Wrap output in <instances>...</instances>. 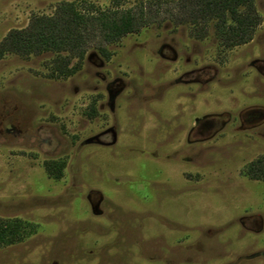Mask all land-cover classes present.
Wrapping results in <instances>:
<instances>
[{"label": "rangeland", "instance_id": "374dc122", "mask_svg": "<svg viewBox=\"0 0 264 264\" xmlns=\"http://www.w3.org/2000/svg\"><path fill=\"white\" fill-rule=\"evenodd\" d=\"M61 3L114 6L0 0V43ZM188 7L119 0L144 27L109 59L91 36L67 78L52 53L0 59V221L25 227L0 264H264V179L249 173L264 157V0L236 47Z\"/></svg>", "mask_w": 264, "mask_h": 264}, {"label": "trees", "instance_id": "16d2710c", "mask_svg": "<svg viewBox=\"0 0 264 264\" xmlns=\"http://www.w3.org/2000/svg\"><path fill=\"white\" fill-rule=\"evenodd\" d=\"M191 18L211 25L223 47L249 43L260 24L255 9L257 0H186ZM110 9L91 8L82 13L73 3H61L54 15L34 17L24 30L9 32L0 43V59L7 53L19 55H56L53 63L55 78H67L79 70L86 52L87 40L95 36L101 46L98 51L109 59L105 45L138 32L145 25L142 10L120 9L119 0H113ZM65 53V55H63ZM73 59L77 63L71 65ZM47 175L58 180L62 177L63 161L44 164ZM252 178L264 179V157L249 166ZM25 235V227L18 221H0V244L10 245Z\"/></svg>", "mask_w": 264, "mask_h": 264}]
</instances>
